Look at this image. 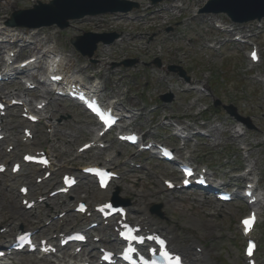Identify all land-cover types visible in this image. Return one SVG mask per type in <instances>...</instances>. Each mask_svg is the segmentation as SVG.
<instances>
[{"label": "rangeland", "instance_id": "374dc122", "mask_svg": "<svg viewBox=\"0 0 264 264\" xmlns=\"http://www.w3.org/2000/svg\"><path fill=\"white\" fill-rule=\"evenodd\" d=\"M35 1L0 0V24L5 23L13 10L30 8ZM40 1L47 2L49 0ZM129 1L137 3L139 8L133 10L132 16L128 19H121L124 18L123 15L112 14L86 17L82 20L72 21L70 27L63 31H59L55 27L42 28L39 39L47 38L49 39L48 46L56 45V50L69 59L70 72L89 68L84 75L91 76L96 72L94 69L104 64L106 69L104 95L119 99L125 108H136V110H132L134 113L132 120L127 119V122L135 124L139 130L150 134L147 140L156 138L158 142L170 143L173 130L172 127L162 125V117L180 119L183 124L184 120L189 121L186 118L209 119L210 123L204 132L205 138L190 137L184 146L179 141L175 144L182 158H188L201 166H208L216 179L225 184L243 185L245 180L237 179L234 173L238 172L239 174L242 169L250 166L252 176L256 173L262 178L260 188L264 190V135L262 133L264 132V120L256 124L258 131L237 137L233 134L234 126L230 119L215 116L212 111L203 116L204 118L195 116L198 104L211 109L210 98L193 90L184 93L185 84L184 87L182 81L177 84L178 77L166 70L168 65L181 66L190 76L192 84H205L206 87L210 84L211 90L216 92V95H218L217 86L221 85L223 78L219 75L214 78L213 76L215 71L219 73L220 70L227 79L226 84L221 88V98L227 102L230 95L236 94L238 91L235 89V83L239 77L236 65L237 56L234 55L233 50L237 51L238 49L227 46L220 51H213L203 44L204 41L214 40L217 36L212 26V20H224V17L222 15L205 16L193 12L194 8L199 9L206 0H181L180 8L173 7L172 2L150 6L148 0ZM118 16L122 17L118 18ZM168 27H172L171 32L165 31ZM13 31L24 35L28 30L15 28ZM86 32H116L121 35L122 41L109 47L100 45L96 57H94L96 62L91 64L68 44L70 37L80 36ZM150 35H153L151 40L149 39ZM24 52L26 53V51ZM155 58L161 61L162 67H147L146 65ZM124 59H136L138 64L133 68L112 67L113 63ZM252 71L254 77L260 76L256 72V68ZM32 75L40 79L42 71L34 70ZM15 85L13 84L12 87ZM17 87L22 88L19 85ZM44 90L45 88L42 87V91ZM250 90L256 94L249 96ZM10 91L15 92L16 90ZM246 91V101H240L242 107L246 105L249 108L250 100L253 105L257 102H263L264 105L263 88L256 78L250 79ZM168 92L173 94V102L162 103L159 101V95ZM240 92L241 95L244 94L243 91ZM28 95L26 97L28 100H32L33 105L43 99L39 93H28ZM42 96L46 98L44 95ZM191 99L196 101L193 106L192 103H189ZM47 109V115L55 126L52 129L53 132L51 135H47L41 125L36 127V132L41 146L49 150L55 164L65 165L74 174H78L79 167L91 162L113 167L114 170L122 173L123 178L116 180L112 186L119 190V197L129 201L128 208L145 207L149 210L153 205H162V218L150 215L159 225L167 227L173 239L171 241L173 245L188 247L195 241L204 248V253L208 258L206 264H245L242 258L243 240L240 237L237 224L238 218L247 214L248 209L244 204L241 202L218 204L209 197L208 193L197 190L159 194L162 180L177 177L175 168L169 164L159 163L149 156L136 157V150L117 144L113 140V136L107 137L111 143L108 150L78 157L75 155V149L90 140L94 134L92 119L66 100H52ZM153 109L155 111L152 112ZM250 113L257 115L258 111L255 107H251ZM10 114L12 118L6 120V132H9L19 142L21 134L17 127V121L20 120L18 112L11 111ZM59 120L60 122H58ZM193 132L195 131L192 130ZM192 133L190 132V134ZM245 146L248 153L241 150ZM4 147L3 144L0 145V161L3 157ZM108 155L114 157L111 164L106 163ZM125 160L129 161L125 163ZM130 163L145 166L143 169H136L132 168ZM4 180L5 177L0 176V211L2 213L15 209L20 211L22 207L19 204L16 188L15 191H10L4 186ZM58 181L59 177H53L49 182L50 187ZM49 190L47 189V191ZM69 195L74 199L86 198L93 203L98 191L94 183L86 178ZM67 200L58 197L48 201L41 208L45 214L51 215L57 211L65 210L68 205ZM51 207L53 209H50ZM69 209L71 208L69 207ZM31 213H27L28 221L34 222L35 218L30 215ZM260 215V220L263 223L257 228L255 237L261 241L264 238L262 236L264 235V211ZM131 216L135 220L136 212H133ZM68 217L70 223L78 219L71 212ZM68 255L69 251L64 250L61 256L47 258L45 261L49 264H70ZM193 255L197 257L195 252ZM257 258L258 260L260 258L261 264H264L263 243ZM19 259L23 261L37 260L36 256H19ZM71 264L75 263L71 262Z\"/></svg>", "mask_w": 264, "mask_h": 264}, {"label": "water", "instance_id": "95a60500", "mask_svg": "<svg viewBox=\"0 0 264 264\" xmlns=\"http://www.w3.org/2000/svg\"><path fill=\"white\" fill-rule=\"evenodd\" d=\"M151 1L159 3L163 0ZM133 7L137 8L138 6L124 0H52L49 4L38 3V6H34L31 10L15 12L9 25L38 28L56 24L59 28L64 29L68 27L70 20L80 19L87 15L97 16L105 13L127 12ZM201 12L225 13L235 22L246 23L264 17V0H214L210 1ZM115 37V34L110 38L105 34L85 33L81 37L74 38L71 43L82 55L90 58L96 51V45L99 42L110 43ZM170 70H174V68H170ZM178 72L184 75L181 71ZM171 98L170 95L161 97L163 101L168 102L171 101ZM116 203L123 202L116 200Z\"/></svg>", "mask_w": 264, "mask_h": 264}, {"label": "bare ground", "instance_id": "6f19581e", "mask_svg": "<svg viewBox=\"0 0 264 264\" xmlns=\"http://www.w3.org/2000/svg\"><path fill=\"white\" fill-rule=\"evenodd\" d=\"M177 2L178 1L173 2L174 3L173 7L180 8L181 5L177 4ZM1 32H3V31H1ZM34 41L36 43L37 39H34ZM34 49H36L35 46H34ZM47 53H49V52L45 51V53L43 54V57H45ZM105 53L107 54V52H105ZM38 63H40V60L38 61ZM42 66L39 65L38 69L39 70L44 69V67H42ZM121 82L124 83L123 81H121ZM176 82H177V84H179L180 80L177 79ZM183 84H184V82H183ZM38 104H41V103H38ZM47 119L48 118L43 117V121H45ZM19 127L20 128H26L25 123L19 122ZM234 133H236V131H234ZM22 139H24V136ZM5 141H6V148L11 146V145H16L15 142L9 136H7ZM39 145H40V142L37 141L34 137L31 140H29V139L25 140V142L21 141L22 150H24V151H22L23 153H26L28 151H35ZM21 155H20V157H21ZM17 158H18V155H17L16 150L14 149L10 154L5 155L4 163L14 162V161H16ZM57 170H58V172H64L62 166L59 167ZM38 173H39V171L37 169H31V170L23 169L18 175H12L10 173V169H9L8 174L5 176L6 180L4 182V185L9 187L10 190L13 191L17 184L22 183L23 180H28L29 178H31L33 176V181H34L33 183L34 184L32 186L35 189V195H34V199L30 198L29 201L37 200V199H39L38 197L44 196L43 193L46 191L45 186L48 185L47 180L42 181L40 184L35 183V179L38 177H41V176H39ZM63 174L64 173H62L61 175H63ZM51 175L53 176L54 173L52 172ZM21 185L22 184H20L19 187ZM110 194H111V189H107L105 192L100 193V195L97 196L96 199H98V201L100 203L101 200H105V198L109 197ZM71 202L72 201L70 200V203ZM99 203H95L92 206L98 205ZM36 204H38V203H36ZM39 209H40V207L37 208V211H34L33 213L30 214L35 218L34 222H32V223L27 222L29 215L27 213H25V211H19V210L15 209V210L9 211L7 213H1L0 212V229H5V231L3 233H0V247L6 246V243L9 239V237L11 236V234L14 231L16 232L19 227L25 228L24 231L33 230V231H36V233H45V230H43L44 226L41 224H42L43 219L48 220V218H47L46 214L44 213V211L39 210ZM130 210L132 212L135 211L136 213L141 215V219L139 218L138 220L142 222L143 226H146L150 229L154 228V229L160 230L163 233H166L169 235V232L167 231L166 227H164V226L161 227L159 225V223L152 218H148V217L145 218V216L147 215L145 210L135 209V208H131ZM52 221H53V224L47 229V232H49L48 237H51L50 240H53V236L58 235L60 233H63L64 231L68 230V228H69V226L67 225V222L65 220L54 219ZM94 221L95 220L93 219V217L86 218L85 216H83V217L81 216L79 219V222L83 225H89L90 223H92ZM104 230L106 232H108L107 228H105ZM18 233H20V232H16L14 235H16ZM42 239H44V237H42ZM174 249L176 251L181 252L190 264H205L207 262L206 257L204 255H202L203 253L201 254L202 256H200L198 259H194L191 256V254L189 253L187 248L180 247L178 244H175ZM78 257H80V256H78ZM5 264H48V263L45 262L44 260L43 261H34V260L20 261V260H17L13 256V254H11L10 256L6 257Z\"/></svg>", "mask_w": 264, "mask_h": 264}, {"label": "snow or ice", "instance_id": "6c2138e0", "mask_svg": "<svg viewBox=\"0 0 264 264\" xmlns=\"http://www.w3.org/2000/svg\"><path fill=\"white\" fill-rule=\"evenodd\" d=\"M245 224L247 225L248 222L246 221ZM149 239H151L157 245L156 249H149L150 252H156L160 250L161 248L167 247L165 241L161 239L159 236H153V237H150ZM140 243H143V241H140ZM165 255H168L167 251H165ZM174 264H180L179 258L175 259Z\"/></svg>", "mask_w": 264, "mask_h": 264}, {"label": "flooded vegetation", "instance_id": "af4514ba", "mask_svg": "<svg viewBox=\"0 0 264 264\" xmlns=\"http://www.w3.org/2000/svg\"><path fill=\"white\" fill-rule=\"evenodd\" d=\"M244 63H245V60L244 59H236V65L237 66H240L241 64H244ZM238 82L241 83L242 82V79H238L235 84H239Z\"/></svg>", "mask_w": 264, "mask_h": 264}]
</instances>
